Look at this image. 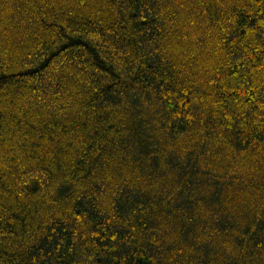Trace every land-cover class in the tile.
Masks as SVG:
<instances>
[{
    "label": "trees",
    "instance_id": "obj_1",
    "mask_svg": "<svg viewBox=\"0 0 264 264\" xmlns=\"http://www.w3.org/2000/svg\"><path fill=\"white\" fill-rule=\"evenodd\" d=\"M0 264H264V0H0Z\"/></svg>",
    "mask_w": 264,
    "mask_h": 264
}]
</instances>
